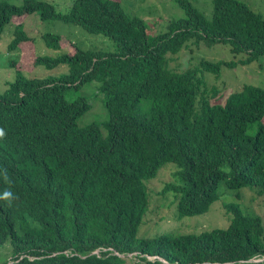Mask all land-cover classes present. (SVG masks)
Returning a JSON list of instances; mask_svg holds the SVG:
<instances>
[{
	"label": "trees",
	"instance_id": "trees-1",
	"mask_svg": "<svg viewBox=\"0 0 264 264\" xmlns=\"http://www.w3.org/2000/svg\"><path fill=\"white\" fill-rule=\"evenodd\" d=\"M71 1V0H70ZM22 6L0 0V36L9 27L8 54L35 38L14 18L59 21L102 35L109 54L61 50L60 35L41 36L54 57L36 55L34 68L68 67L63 78L28 79L17 70L0 94V248L3 264H264V228L238 204H224L226 229L200 235L138 237L149 209L146 181L166 164L176 166L172 193L177 218L208 212L221 184L238 196L242 188L264 191V89L243 85L213 103L204 73L247 66L264 57V18L238 0H211L206 17L180 0L185 18L149 39L144 22L127 14L120 0H72L66 13L43 0ZM69 6V4H68ZM10 36V37H11ZM189 43L221 44L232 59L177 72L168 56ZM17 57V56H16ZM9 60L15 68L18 57ZM98 84L108 120L80 128L90 110L86 99L67 100L84 85ZM255 126L254 136L247 134ZM7 170L9 180L3 178ZM98 253H94L95 251ZM261 259V261H254Z\"/></svg>",
	"mask_w": 264,
	"mask_h": 264
},
{
	"label": "rangeland",
	"instance_id": "rangeland-1",
	"mask_svg": "<svg viewBox=\"0 0 264 264\" xmlns=\"http://www.w3.org/2000/svg\"><path fill=\"white\" fill-rule=\"evenodd\" d=\"M51 3L58 11L66 13L70 7V0H43ZM125 14L141 19L146 25V33L149 39L164 34L170 23L184 19L185 12L178 5L180 0H120ZM189 2L206 17L211 14V0H183ZM247 5L252 11L264 18V0H238ZM9 4L20 7L22 0H9ZM69 4V6H68ZM14 24L22 23L25 31L35 38V42H24L18 46V50L10 54L7 46L12 39V29L7 27L0 36V94L8 90L10 83L14 82L16 71L32 72L23 74L28 79H57L63 78L68 71L66 65L47 70L43 66L34 68L36 55L56 56V52L45 46L41 36L44 34L60 35L59 45L62 51L68 54L74 53V46L84 51L109 54L114 52V44L102 35L91 34L78 26L67 25L59 21L41 22L37 17L23 16L14 18ZM11 36V37H10ZM18 57L15 68L8 66V62ZM16 57V58H17ZM231 54L227 46L221 44L206 45L204 43H189L175 56H168V67L174 71L182 72L199 64L200 60L211 63L231 60ZM203 79L208 94L212 89L218 91L213 103L223 104L225 98L238 91L243 85H253L264 89V57L247 66H237L234 69H222L218 78L209 73H204ZM98 84L84 85L78 94L69 91L67 100L74 101L78 96L86 99L90 110L85 113L77 124L80 128L99 124L102 134L106 136L103 123L108 120L107 112L103 106V96L97 91ZM255 126H249L247 134L254 136ZM176 166L166 164L158 171L156 178L146 181L149 196V209L143 223L138 230V237L152 239L162 235L172 237L200 235L214 229H226L229 225V217L223 209L224 204H238L244 215L259 217L264 228V191L258 188L245 187L234 192L228 191L223 184L219 186V199L209 208L208 212L194 217L177 218L176 203L172 193L161 195L160 191L167 183L174 181L173 173ZM97 251V250H96ZM95 251V252H96ZM12 249L7 242L0 248V264L7 262L12 257ZM256 259H254L255 261ZM261 261V259H257Z\"/></svg>",
	"mask_w": 264,
	"mask_h": 264
},
{
	"label": "clouds",
	"instance_id": "clouds-1",
	"mask_svg": "<svg viewBox=\"0 0 264 264\" xmlns=\"http://www.w3.org/2000/svg\"><path fill=\"white\" fill-rule=\"evenodd\" d=\"M6 136L5 130L3 128H0V140L4 139ZM3 178L5 180H9L7 170H4L3 172ZM17 197L14 196V194L11 191H5L2 196H0V199L5 200L11 205V202L13 199H16ZM257 261V260H256ZM13 261H10L8 264H12Z\"/></svg>",
	"mask_w": 264,
	"mask_h": 264
},
{
	"label": "built area",
	"instance_id": "built-area-1",
	"mask_svg": "<svg viewBox=\"0 0 264 264\" xmlns=\"http://www.w3.org/2000/svg\"><path fill=\"white\" fill-rule=\"evenodd\" d=\"M94 253H98V251H96V252H94ZM257 261H259V260H257Z\"/></svg>",
	"mask_w": 264,
	"mask_h": 264
}]
</instances>
